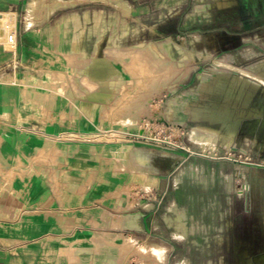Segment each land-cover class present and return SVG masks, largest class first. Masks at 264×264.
<instances>
[{
    "label": "rangeland",
    "instance_id": "374dc122",
    "mask_svg": "<svg viewBox=\"0 0 264 264\" xmlns=\"http://www.w3.org/2000/svg\"><path fill=\"white\" fill-rule=\"evenodd\" d=\"M153 1L151 15L125 21L123 32L116 25L114 36L131 32L128 42L8 80L27 89L24 98L81 110L68 153L77 143L84 169L99 166L113 201L128 203L108 231L68 239L66 264H152L138 248L154 244L166 264H264V118L244 119L229 147L201 129H220L218 115L236 119L238 107L264 105V0H173L162 10ZM199 6L205 9L195 13ZM146 125L158 140L132 145L124 137ZM83 174L91 185L97 172ZM243 185L249 189L240 192ZM133 213L143 216L139 227L127 224Z\"/></svg>",
    "mask_w": 264,
    "mask_h": 264
},
{
    "label": "crops",
    "instance_id": "0c3cea01",
    "mask_svg": "<svg viewBox=\"0 0 264 264\" xmlns=\"http://www.w3.org/2000/svg\"><path fill=\"white\" fill-rule=\"evenodd\" d=\"M159 1L155 9L174 5ZM152 2L0 0V13L16 36L12 49L6 40L0 43V264H66L68 239L108 231L128 206L122 199L113 201L99 166L84 169L77 143L68 153L66 138L72 125L81 123V110L72 114L62 100L24 98L27 89L9 78L49 61L93 60L100 44L128 42L131 32L114 36L116 25L121 30L132 17L151 15ZM84 172H97L91 185L84 183ZM139 214H131L137 216L129 219V227L132 220L139 227Z\"/></svg>",
    "mask_w": 264,
    "mask_h": 264
},
{
    "label": "bare ground",
    "instance_id": "6f19581e",
    "mask_svg": "<svg viewBox=\"0 0 264 264\" xmlns=\"http://www.w3.org/2000/svg\"><path fill=\"white\" fill-rule=\"evenodd\" d=\"M227 2H225L224 4H226ZM230 4V3H229ZM233 5V4H232ZM205 8L203 7V6H199V7H196V9H195V13H199V12H201V11H203ZM193 15H195L194 13H193ZM12 19L10 18V21H11ZM4 21H8L9 22V19H8V17H6L5 19H4ZM11 23V22H10ZM13 25V24H12ZM11 25V26H12ZM14 26V25H13ZM156 27V26H155ZM169 43L168 44H170V42H171V40H169L168 41ZM117 48V47H116ZM115 50H117V49H115ZM118 51H120V50H118ZM196 55V54H195ZM252 55H254V53L252 52V51H248V52H246V56L247 57H250V56H252ZM201 56H203V55H201ZM232 57V56H231ZM231 58H229V60H230ZM189 61V60H188ZM187 62V61H186ZM188 63V62H187ZM263 65H264V61H263V63H262ZM260 70V69H259ZM185 71H187V70H185ZM188 72V71H187ZM259 72V71H258ZM184 74H186V72L184 73ZM185 76V75H184ZM183 76V77H184ZM261 77H263L264 78V70L261 72V75H260ZM243 100V99H242ZM237 103V102H236ZM243 105V104H242ZM245 105H246V103H245ZM248 105V104H247ZM234 106H236V105H234ZM244 106V105H243ZM242 107V106H241ZM249 107V106H248ZM239 108V107H238ZM237 108V110H236V116H237V118L236 119H232L231 118V116L228 114V112H225V113H223V114H220V115H218V117H217V119L216 120H218L220 123H221V128L220 129H215V128H201L202 130H208V132L207 133H209V134H212V142H213V144H217V143H219V142H221V143H223L222 145L224 146V147H229L228 146V142H229V140H228V138H229V135L230 134H232L233 135V133L235 132V130H236V128H238L239 127V125L241 124V122L244 120V119H247V118H251V117H263L264 118V105H262L261 107H254V108H249V109H241V108H239L238 109ZM227 109V108H226ZM235 110V109H234ZM234 117V116H233ZM231 127H232V129H231ZM200 127H198V129H199ZM194 130H197L196 128L194 129ZM228 141V142H227ZM149 159H150V157H149V155H147V154H145V153H143L142 152V160L144 161V162H148L149 161ZM151 160V159H150ZM157 179V178H156ZM242 184H243V182H242ZM249 187V186H248ZM246 185H243L242 186V188H241V190H239L240 192H243V191H245V190H248L249 188H248ZM130 223L131 224H129L131 227H137V223H136V220H132V221H130ZM182 226V223H178V224H176V227H177V229H179V227L178 226ZM183 227V226H182ZM185 231H186V229H185ZM134 244V241L132 240V239H129V238H125V245H133ZM123 250H125V248H122ZM138 252H139V254H140V256H141V258L143 259V261H146V260H148V261H150V262H152V264H166V262H165V251H164V249L161 247V246H159V245H156V244H154V245H150V246H148V247H145V248H142L141 246L138 248ZM146 263H147V261H146ZM178 264H190L189 263V261L187 260V259H185V261H183V262H180V263H178ZM220 264H225V262H224V260L223 259H221L220 260Z\"/></svg>",
    "mask_w": 264,
    "mask_h": 264
},
{
    "label": "built area",
    "instance_id": "2783aa9c",
    "mask_svg": "<svg viewBox=\"0 0 264 264\" xmlns=\"http://www.w3.org/2000/svg\"><path fill=\"white\" fill-rule=\"evenodd\" d=\"M4 19H5V17L0 13V23L3 22L2 23L3 25L0 24V37L2 35L1 32H3V36L5 37L7 43L9 45L13 46L16 43V36H15V33L13 32V29H12V26L10 25V22L4 21ZM147 126L148 125H146L145 128L141 129L143 131H139V132H128V130H125L124 131V133H125L124 137L126 139H128V141L132 145H135L137 143H146V142H149V140H158L156 138H152V137L150 138L146 135L147 133L145 132V130H146ZM177 146H180V145H176V147Z\"/></svg>",
    "mask_w": 264,
    "mask_h": 264
}]
</instances>
